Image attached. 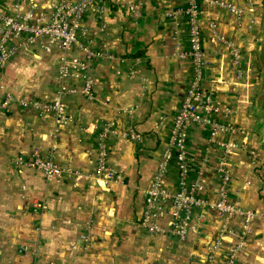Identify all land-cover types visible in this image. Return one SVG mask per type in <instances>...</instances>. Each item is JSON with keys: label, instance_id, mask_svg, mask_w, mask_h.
Wrapping results in <instances>:
<instances>
[{"label": "crops", "instance_id": "1", "mask_svg": "<svg viewBox=\"0 0 264 264\" xmlns=\"http://www.w3.org/2000/svg\"><path fill=\"white\" fill-rule=\"evenodd\" d=\"M221 1L240 8L244 17L237 20L225 10L201 5L199 18H212L218 34L239 52L241 75L235 77L228 48L204 29L201 49L208 65L201 72V88L212 94L215 117L244 131L231 138L255 151L264 165L263 0ZM17 2L19 14L34 10L33 20L45 21L54 7L53 0H0V12L13 13ZM129 3L140 4L139 19L129 15ZM172 6L185 9L186 1L101 0L83 14L86 33L81 39L105 57L91 64L94 100L79 92V80L65 82L74 90L64 99L65 122L42 119L17 102L0 110V264H224L232 253L234 264H264V182L244 154L234 153L227 161L229 202L258 214L241 248L234 250L237 241L227 236L231 239L223 248H213L222 221L209 208L190 215L183 241L140 226L145 190L169 148L172 120L193 77L191 61L180 57L189 49L187 21L183 15L167 16ZM63 56L83 58L76 49L62 53L56 46L18 50L0 72V99L10 94L50 101L60 85ZM197 113L200 119L207 117L202 106ZM110 124L111 134L101 146L100 135ZM129 129L139 138L118 135ZM33 149L81 178L48 180L25 167L19 158L27 159ZM101 149L106 165L120 175L110 184L94 176ZM184 154V185L201 177L204 198L212 202L219 188V152L207 125L189 124ZM170 155L161 185L176 192L182 175L176 152ZM159 223L169 228V218ZM238 224L235 220L230 226L238 230ZM80 235L89 237L88 244L79 241Z\"/></svg>", "mask_w": 264, "mask_h": 264}, {"label": "built area", "instance_id": "2", "mask_svg": "<svg viewBox=\"0 0 264 264\" xmlns=\"http://www.w3.org/2000/svg\"><path fill=\"white\" fill-rule=\"evenodd\" d=\"M54 7L48 19L34 18V10L30 7L24 13L19 14L18 2L13 6V13L3 14L0 12V72L18 52L25 47L40 46L44 51H48L50 46H56L62 53L71 49H76L83 54V58L60 59L58 75L60 85L56 89L53 98L49 100H20L10 94L2 95L0 99V110H6L13 102H17L22 108H30L42 119L54 118L58 124L66 121L65 97L74 92L65 85L69 80L81 82L79 92L87 100H94L92 94L91 64L105 57L100 52L91 48L88 42H84L81 37L86 33L82 26L83 14L95 7L101 0H53ZM186 8L172 6L167 10V16L176 17L183 15L187 21V39L189 49L187 53H181V58H188L193 67V77L190 87L187 90L184 101L177 115L172 120L170 130L169 148L163 153L161 162L158 165V172L154 176L151 184L145 190L144 208L140 220V226L151 233L173 235L178 241H183L187 237L190 229V215L196 210H213L222 221V234L213 245L214 249L223 248L224 242H228L232 237L237 241L234 248L239 249L248 238L252 224L258 219L255 211L245 210L237 202H229L228 185L230 183V172L227 167L228 158L234 153L244 154L250 160L251 165L259 172L264 182V165L258 159L255 151L245 145L234 141L231 137L243 135L244 131L238 127L220 119L215 115L218 112L213 106L212 94L204 92L201 88V72L207 67L208 62L201 49L202 31L208 30L220 44H223L230 51L231 65L236 78H239V52L232 48L231 43L224 40L217 32L216 23L212 18L207 17L204 22L200 21L199 14L201 5L209 8L221 9L233 15L237 20L244 17V12L231 3L221 0H185ZM129 15L134 19L141 16V6L138 3L127 5ZM199 106L207 113V117L200 119L197 109ZM194 121L202 122L210 130V142L213 143L219 152V157L215 164V170L219 179L217 197L212 201L204 198V186L201 177L192 185H184L187 175L186 158L184 154V141L187 136L189 124ZM111 134V124L104 129L100 135L101 146L108 135ZM122 139L135 140L139 136L131 129L118 134ZM176 152V160L179 163L182 186L176 192H168L161 185V180L166 172L168 161L171 157L170 151ZM19 162L25 167L42 174L45 179L70 178L74 180L81 178L79 172L73 174L68 169H61L51 156L41 154L37 149H33L27 159L19 158ZM94 176L102 184H110L120 178L119 173L106 165L105 153L99 151ZM169 218V228H161L159 221ZM235 220L239 222L238 230H234L230 224ZM79 241L88 244L89 237L80 235ZM226 240V241H225ZM234 253L225 258L224 264H234Z\"/></svg>", "mask_w": 264, "mask_h": 264}, {"label": "rangeland", "instance_id": "3", "mask_svg": "<svg viewBox=\"0 0 264 264\" xmlns=\"http://www.w3.org/2000/svg\"><path fill=\"white\" fill-rule=\"evenodd\" d=\"M262 22H263V28H264V11H263V21ZM259 60H261V64L263 63L262 65L264 67V29H263V34H262V40H261V43H260V56H259ZM261 101L264 104V93H263V97H261Z\"/></svg>", "mask_w": 264, "mask_h": 264}, {"label": "trees", "instance_id": "4", "mask_svg": "<svg viewBox=\"0 0 264 264\" xmlns=\"http://www.w3.org/2000/svg\"><path fill=\"white\" fill-rule=\"evenodd\" d=\"M262 5H263V11H264V0H263V2H262ZM263 23V22H262ZM264 29V28H263ZM263 64V63H262ZM261 64V60H259V69H260V67L262 66L263 67V65ZM262 69H264V67L262 68Z\"/></svg>", "mask_w": 264, "mask_h": 264}]
</instances>
